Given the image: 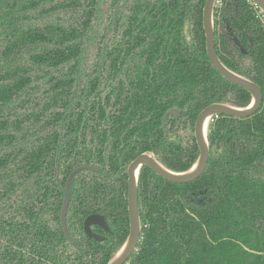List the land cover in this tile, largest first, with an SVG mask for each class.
I'll use <instances>...</instances> for the list:
<instances>
[{
	"label": "trees",
	"instance_id": "obj_1",
	"mask_svg": "<svg viewBox=\"0 0 264 264\" xmlns=\"http://www.w3.org/2000/svg\"><path fill=\"white\" fill-rule=\"evenodd\" d=\"M205 2L0 0V264L82 256L65 244L59 213L68 174L84 164L99 171L74 177L68 221L111 212L112 254L129 230V162L149 152L183 171L198 157L196 144L169 139L164 112L180 107L192 127L210 103H249V92L211 66ZM220 8L216 53L261 88L262 105L209 123V158L195 180L140 168L142 234L128 264H264V27L249 0Z\"/></svg>",
	"mask_w": 264,
	"mask_h": 264
},
{
	"label": "water",
	"instance_id": "obj_2",
	"mask_svg": "<svg viewBox=\"0 0 264 264\" xmlns=\"http://www.w3.org/2000/svg\"><path fill=\"white\" fill-rule=\"evenodd\" d=\"M214 1L206 0L202 10V27L205 35V48L208 59L212 67L227 81L245 89L250 94V101L244 106H235L227 103H211L205 106L197 115L194 122V136L199 149V154L195 162L186 170L175 171L164 166L153 153L143 152L131 160L127 166V210L129 218V232L121 245V247L110 258L107 264H123L128 257L134 251L138 239L140 237V218L138 214V178L140 168L143 165L148 166L155 174L162 177L165 180L176 183H187L198 178L204 171L208 158H209V142L207 139L208 123L214 115H227L238 118L249 117L257 112L263 101V93L261 88L249 78L236 73L229 69L218 57L215 50V35H214ZM259 9L264 13V0H253ZM187 24L185 30L187 29ZM238 44L237 38H233ZM242 51L244 49L240 47ZM179 112L178 108L169 109L164 119L169 113ZM94 170L98 168L93 165H80L74 168L68 175L64 191V203L61 209V224L65 234V237L73 241L66 227V213L69 202V187L74 176L82 170ZM92 224H98L104 228L107 226L104 223V217L99 214H90L84 219V229L89 236L94 237L97 240H101V237L95 233H92L90 226Z\"/></svg>",
	"mask_w": 264,
	"mask_h": 264
},
{
	"label": "flooded vegetation",
	"instance_id": "obj_3",
	"mask_svg": "<svg viewBox=\"0 0 264 264\" xmlns=\"http://www.w3.org/2000/svg\"><path fill=\"white\" fill-rule=\"evenodd\" d=\"M249 3H250V5H252L256 17L259 19L261 25L264 27V13L259 9V7L255 4V2L253 0H249ZM221 5L222 4L216 5L214 3V11H213V18L214 19H218L219 18V15L221 13V8H220ZM215 11H216V13H215ZM186 24L188 26H187V29L185 30ZM226 28L228 30V34L230 35V37L233 40V42L237 45L239 50L244 55L247 54L246 48L240 43L238 38L235 35H233V33L230 31V28H229L228 25H226ZM188 29H189V21L186 19L185 24H184V32L186 34L188 32ZM234 37L237 38L238 44L234 41V39H233ZM240 47H242L244 49V51H242ZM217 103H219V102H217ZM175 107L179 109V112H177L176 114L175 113H173V114L169 113L167 115V117L164 119L165 113L169 109L175 108ZM219 115H222V114H219ZM219 115L212 116L211 119L209 120V123L211 121H214V119L216 117H218ZM183 120L184 119L182 117V109L180 107H178V106H172V107L168 108L164 112L163 117H162V126H163L164 130L167 131L166 134L168 135L170 140L181 141V143L182 144L185 143L186 146H192L193 144L197 145L196 140H195V136H194V123H193V125L191 127V125L189 123L187 125H184V121ZM194 122H195V120H194ZM209 123H208V126H209ZM220 145L223 147L224 143L221 142ZM197 148H198V146H197ZM126 169H127V167H126ZM86 170H88V169H86ZM98 171H99V169L97 171H95V172H98ZM73 180H74V178L72 179L70 187H69V197H70V189H71V185L73 183ZM65 185H66V181H65V184H64V187H63V198H62L63 200H62V205H61L60 213H59V224H60V228H61L63 234H64V231H63L62 224H61L60 214H61V209H62V206H63V203H64ZM127 187H128V185H127ZM153 196H155V189H154V192H153ZM109 197H111V196L109 195ZM110 201H111V199L108 198V202H110ZM126 201H127V194H126ZM69 204H70V198H69L68 208H67V213H66V227H67L68 232H69L70 236L72 237L73 241H70V240H68L65 237V244L67 246H69L71 249H74V250H76V251H78L80 253L83 252V254H82V256H68L67 254H64V257L61 259V262H59L58 264H74V263H78V262H83V263L86 262L85 264H100V261L104 260V258L108 256V259L105 262V264H107V262L110 260V258L121 247V245L123 244V242L126 239L125 238L123 240V242L119 245V247L116 249V251L111 254V251H112L111 248L112 247L114 248L116 246L115 244H116V241H117V235L115 234L116 227L113 225V222H112V219H113L112 213L109 212V211H108L107 214L106 213H102L100 211H98V212L94 211V212L88 213L84 217V219H85L90 214H99V215H102L104 217V223L107 226V228H104V227H102V226H100L98 224H92L90 226L91 232L95 233V234H97L98 236L101 237V240H97L94 237L89 236L86 233V231L84 229V219L82 220V222L78 221L76 223L68 221ZM127 215H128V210H127ZM128 220H129V218H128ZM128 232H129V230H128ZM141 234L142 233L140 231V237L138 239L137 245H138V243L141 240ZM127 235H128V233H127ZM64 236H65V234H64ZM97 244H99V245H97ZM137 245H136L134 251L131 253V255L136 251ZM109 250H110V252H108ZM131 255L128 257V259L131 257ZM128 259L123 264H128V262H127ZM87 260H88V262H87Z\"/></svg>",
	"mask_w": 264,
	"mask_h": 264
},
{
	"label": "built area",
	"instance_id": "obj_4",
	"mask_svg": "<svg viewBox=\"0 0 264 264\" xmlns=\"http://www.w3.org/2000/svg\"><path fill=\"white\" fill-rule=\"evenodd\" d=\"M214 3H215L216 5H220V4L223 3V0H215Z\"/></svg>",
	"mask_w": 264,
	"mask_h": 264
}]
</instances>
